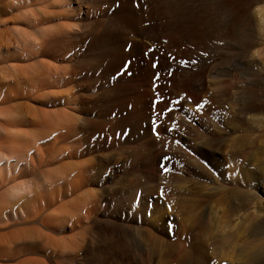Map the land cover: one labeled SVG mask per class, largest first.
<instances>
[{
	"label": "rangeland",
	"instance_id": "374dc122",
	"mask_svg": "<svg viewBox=\"0 0 264 264\" xmlns=\"http://www.w3.org/2000/svg\"><path fill=\"white\" fill-rule=\"evenodd\" d=\"M42 1L23 0V16L41 15ZM45 3L48 9L74 12L75 18L24 23L25 33L39 37L38 29L61 21L102 23L111 31L110 41L121 47L107 63L91 36L82 43L71 31L70 41L80 42L76 53L71 50L62 61L40 55L23 59L26 73L42 60L71 74L73 69L76 81L60 83L56 91L66 95L68 89H80L90 95L89 112L76 115L98 119L102 127L89 152L74 157L69 148L81 137L63 142L64 135L55 140L46 130V138H33L36 144L5 166L0 264H253L249 254H257L263 264L264 235L255 236L251 229L264 226V109L250 112L256 92L248 91L259 90L256 96L264 97V0ZM116 13L142 23L117 30ZM244 27L250 45L242 47ZM226 84L231 89L226 91ZM30 93L20 101L24 114L54 120L55 112L70 110L46 92ZM30 127L22 129L29 132ZM61 146L64 150L57 151ZM80 161L88 177L74 195L63 175ZM247 177L251 186L243 184ZM27 185H32L30 193L11 198L14 186ZM47 201L52 204L43 206ZM76 212L84 222L70 230ZM255 245L259 249L251 250Z\"/></svg>",
	"mask_w": 264,
	"mask_h": 264
},
{
	"label": "bare ground",
	"instance_id": "6f19581e",
	"mask_svg": "<svg viewBox=\"0 0 264 264\" xmlns=\"http://www.w3.org/2000/svg\"><path fill=\"white\" fill-rule=\"evenodd\" d=\"M22 3H23V0H0V176L2 175V172H4L5 166H6V168L9 167L11 161L16 162L18 160V158L22 155V153H24L28 149L32 148V146L34 145L32 143H35L32 141L34 140L33 138H35V137L36 138H43V137L46 138L51 132L53 134L52 137L54 136L53 139L56 140L57 135H59L60 137L64 135L65 139L63 140V142H67L68 140H70L71 136L72 137L73 136H75V137L79 136L81 138L78 139V142H77L78 144L75 145V147H70L69 149L71 151L68 149L69 154H72V155L75 154L74 157H76V154L79 155V153L83 154L84 152L90 151V149H91L90 146H91V144H93L92 139L95 135H97V133H99V131L102 127V126L100 127V122L98 121V119H88V118L80 119L76 115V112H78V113L80 112V113H84V114H87L89 112V107H88L89 102L87 103V100L89 99V97H91L90 95H88V94L85 95V94L81 93L80 89L78 90V92H72V91L70 92V89H68L66 91V93H67L66 95L60 94L59 92H57L58 90L56 91V88H60L59 87L60 83H61V85H62V83H64V85H67V84L74 83L76 81L77 74L74 72L73 69H72V74H71V71L67 72L68 68H66L65 70H61L62 68L60 70H58V66H57V68L53 67L52 65H50L51 62L49 64V63L43 62V60H42V61H39L38 64L35 62L37 65L35 63H34L35 65H32L33 64L32 63L30 68L27 69L30 71L26 73L25 72L26 69L23 68V65H22L23 59L25 57L40 55L42 57H48V58H52L54 60H55V58L59 57L60 60L62 61L65 59V56H67V53L70 52L71 50H74L76 53L77 52L76 47L79 46L80 42L83 43V41L86 40V38L88 36H91L93 38L92 40H95L99 44L98 46L101 50L100 55L102 56V59H104L107 63L110 61H113L114 57H116V55L119 53V49L121 47L119 45H115L114 43H112L110 41L111 40V36H110L111 31L110 30H106L103 27H100V26H102V23H95V22L84 24L82 26H78L76 24H73L72 22H71L72 25H68L67 23H65V21L57 22L54 25V22H53L54 26L51 25L52 27H49L50 25L49 26L47 25L48 27L45 26L46 28L45 27L43 28L41 25V27H42L41 29L37 28L38 30H40L39 31L40 34L37 35V36L40 35L39 37L33 36L35 34L29 35L23 31L22 27H23L24 23L29 24V26H30V25H39V24L47 22L51 19H56L58 21H59V19H62V20L74 19L75 13L74 12L68 13V11L66 9H60V10L59 9L58 10L48 9L49 3L46 4L45 0H44L41 2V6H42V10H41L42 12H40L41 15L38 13L40 16L37 15V13H33L30 11L32 13V16L30 18L25 16L26 17L25 18L22 14L23 13L22 12ZM64 4L65 3H63L62 5H64ZM52 6H54V5H52ZM56 6H58V5H56ZM88 12L89 11L87 10L85 13L88 14ZM26 13H28V12H26ZM262 16L264 17V14ZM57 18H59V19H57ZM113 18H114V20H112V21L115 23L117 30L122 29L126 26H132V25H137V24L139 25L142 23L140 20H137L136 18H133L130 15H124V16L119 15V16H117V13H116V16H114ZM79 24H81V23H79ZM244 28L242 29V31H243L242 34L244 36V39L242 38L243 41L241 42V44H243V45H241L242 47L250 45L249 33L247 31L248 28H245V29ZM35 31H37V30L35 29ZM71 31H74L75 33H77L74 36V38L75 37L79 38L78 40L80 42L77 41V39H76V41H72V40L70 41V39H73L69 35V33ZM37 33H38V31H37ZM59 71H61V73H58ZM79 71H81V70H79ZM53 73L54 74L57 73L56 74L57 78H58L57 80H54V81L51 80V79H54ZM68 73H70V74L63 76V75L68 74ZM245 75H247V73ZM251 75L253 76V74H251ZM249 78H251V76ZM249 80H251V79H249ZM26 87L27 88L31 87L32 90L26 89ZM51 88H53V89L50 90ZM224 89L226 91L231 89V85L230 84L224 85ZM37 90H41L43 92H46V95L52 96L54 99L53 100L54 103H57V102L65 103L67 105V109H70L72 111L69 110V112H68V110H65V111L61 110L62 113L61 112L60 113L55 112L54 120H52L53 118H49V117L39 119L37 116H35V113H34V115H32L33 113L31 114V112H27L24 114L22 112V109H21L22 107H21L20 101L23 100V98L28 94V92H31L30 94H32L33 91L35 92ZM246 90H248V89H246ZM257 91H259V90H255V89L251 90L250 89V91H248L250 93L256 92L255 94L254 93L252 94L251 101L249 100V102H252L251 106L249 107L250 112H251V110H252V112H254V110L257 111V110L264 109V101H263L264 97H263V99H259L260 94L258 95V97H259L258 98L256 96V94H258ZM61 92H63V91H61ZM37 98H38V96H37ZM45 98H46V96H45ZM261 98H262V96H261ZM31 99H33V98H31ZM92 100H96V99L93 97ZM245 100L247 101V99H244V101ZM244 101H243V103H244ZM246 105H247V103L245 104L244 108H242V109L245 110V108L248 106V105L247 106ZM247 108H246V110H247ZM47 116H49V115H47ZM26 125H28V126L31 125L30 128H32V129L35 128L34 126H37L38 129L37 128L33 129V132L32 131L30 132V130H32V129L29 128L28 129L29 132H28V131L23 130L24 128L22 129V127L26 126ZM35 130H38V131L34 132ZM46 130H49L50 132L48 133V131H46ZM59 140H61V139H58V141ZM57 142H55V145ZM37 144H39V142H37ZM37 149L40 150V148H37ZM61 150H64V148L62 146L60 148H58L57 151H61ZM204 152H205L204 150H200L199 154H202ZM244 160H245V158H244ZM84 163H85L84 161L83 162L80 161L79 163H77V165H74V166H71V164L68 165L69 163L67 164L68 166L65 164V166H67L66 170H65V171H67V173H66L67 175H63V176H65V180L67 179V181H65V180L64 181L68 185V186L67 185L66 186H67V189L70 191L71 194L75 195V193L78 192L81 185L84 184L85 182H87L86 181L87 179H85V176L87 174L86 173L87 169H86V164H84ZM196 164H197L196 167H198V166L202 167L203 166L199 163H196ZM61 166H63V165H61ZM88 166H90V165L88 164ZM244 167H246V166H244ZM62 168H64V167H62ZM252 168H253V166H252ZM63 176L60 178L62 179ZM66 176H67V178H66ZM86 177H88V176H86ZM246 179L243 181V184L244 185L246 184V186H251L253 183L252 180L250 178H248L250 180H248V179L246 180ZM58 181H59V179H58ZM56 183L57 182H55V184ZM1 184H2V182H1ZM24 184L22 183V186ZM39 185H40V183H39ZM19 186L17 185V187H19ZM14 188H15V190H14ZM14 188L10 190L12 192L14 190V194H15L14 196L12 195L11 198L12 199H18L21 196V194L30 193V191L32 189V185H31V189L28 185L26 187L18 188V189H16V186H14ZM52 188H54V187H52ZM79 198H80V196H79ZM35 200H36V198H35ZM48 200H49V198H48ZM251 200H252V198H251ZM79 202H80V200H79ZM6 203H5V205H6ZM46 203L47 204H44L43 206H49V204H52L49 201H47ZM60 208H62V207L59 206V209ZM4 209H5L4 203H2V201H1L0 202V218L3 215L2 210H4ZM57 210H58V208H57ZM50 212H49V214H50ZM61 212L62 213H59L56 211L57 216H59L58 214H60V216H63L64 215L63 211H61ZM76 213H77L76 217L74 216V219H72L71 220L72 222H70V224H69L70 230H72L74 228V226H76V225L78 227V224L80 222L81 223L84 222V220H82L81 213H79V212H76ZM61 214H63V215H61ZM50 217H51V215H50ZM54 217H56V215ZM47 218L50 219L48 217V215H47ZM44 220H45V224H46V221H47L46 217ZM50 222H51V220H50ZM48 225H50V224H48ZM55 225H57V223ZM251 231H252L251 233H253L255 236L264 235V226L261 223H260V225L257 224L255 226H253ZM255 236H254V239H255ZM2 237H3V235H0V250H2V241H3V240L1 241V239H3ZM249 237H250V235H249ZM262 245H264V243L261 244V246ZM254 248H257V246L255 245L254 247L251 248V250H256ZM258 249L259 248H257V250ZM247 250L251 251L250 249H247ZM244 252H245V250H244ZM261 252H262V250H261ZM249 259H250L251 263L253 262V264H262L261 263L262 261H259L260 259H259V256L257 254L256 255L255 254H249ZM186 260H187V258H186ZM263 262H264V260H263Z\"/></svg>",
	"mask_w": 264,
	"mask_h": 264
},
{
	"label": "snow or ice",
	"instance_id": "6c2138e0",
	"mask_svg": "<svg viewBox=\"0 0 264 264\" xmlns=\"http://www.w3.org/2000/svg\"><path fill=\"white\" fill-rule=\"evenodd\" d=\"M151 51H152V49L149 48V49H148V52H145L144 55L147 56ZM170 59H173V57H170ZM180 63L183 65V64L186 63V61L181 60ZM192 63H196V61H192ZM156 66H157V61L154 60L153 63H152V67L155 68ZM168 74L171 75V70H169ZM153 79H154V80H158V79H159V73H156V74L154 75ZM158 99H159V98H158ZM199 107H200V105H197V108H199ZM165 111H168V109H165ZM162 114H163V113H161V115H162ZM157 118H159V117L157 116ZM153 132H154V134H157L155 128L153 129ZM157 139H159L158 134H157ZM163 159L166 161V160L168 159V157L165 156V157H163ZM161 167L163 168V170H164L165 172L168 171L167 167H165V166H163V165H161ZM139 196H140V193H137V200H138ZM169 211H170V209H169Z\"/></svg>",
	"mask_w": 264,
	"mask_h": 264
}]
</instances>
